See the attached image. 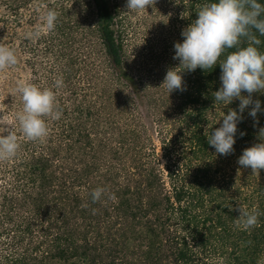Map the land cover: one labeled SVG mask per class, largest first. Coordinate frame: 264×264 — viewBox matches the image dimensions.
I'll list each match as a JSON object with an SVG mask.
<instances>
[{
    "label": "trees",
    "instance_id": "trees-1",
    "mask_svg": "<svg viewBox=\"0 0 264 264\" xmlns=\"http://www.w3.org/2000/svg\"><path fill=\"white\" fill-rule=\"evenodd\" d=\"M43 1L58 13L55 28L19 44L13 29L4 41L17 64L0 72V117L19 147L0 161V264H264V170L237 163L259 142L264 91L252 97L261 112L254 120L245 109L234 152L223 156L204 130L239 112V100L212 97L219 63L237 47L206 72L183 73L184 91L161 87L179 66L182 30L218 0H153L132 12L127 0ZM27 2L8 1L17 20ZM5 34L0 25V41ZM20 82L56 94L62 115L45 117L41 140H28L15 118ZM96 188L105 192L93 203ZM237 205L256 210V227L237 226Z\"/></svg>",
    "mask_w": 264,
    "mask_h": 264
},
{
    "label": "clouds",
    "instance_id": "clouds-1",
    "mask_svg": "<svg viewBox=\"0 0 264 264\" xmlns=\"http://www.w3.org/2000/svg\"><path fill=\"white\" fill-rule=\"evenodd\" d=\"M152 3L153 0H127L126 7L129 12L142 11ZM196 15L197 19L182 30L183 43L176 42L174 45L173 59L180 62L179 66L167 70L161 87L169 93L184 91L183 73L194 72L198 68L206 72L217 65L226 49L237 47V51L220 61L221 87L212 93V97L215 104L222 102L229 105L239 100V112L229 109L222 118L221 127L211 133L209 126L204 130L208 144L216 153L228 156L234 152L238 123L242 121L245 109L252 106L249 115L254 120L262 110L261 102L252 97L254 93L264 91V53L255 46L261 43L255 33L264 36V18H261L264 5L258 0H218L201 5ZM184 18L185 13H182L181 19ZM57 19V11L49 9L41 16L43 23L34 32L28 33V37L39 38L42 33L53 30ZM6 39L7 36L0 41V72L17 64L14 51L4 43ZM243 42L247 46L239 47ZM62 83V80H57L55 87H61ZM15 91L22 101L21 110L15 114L21 132L31 141L45 138L48 135L45 117L58 120L62 115L56 107V94L51 89H41L24 82H20ZM242 93H247V96ZM7 121L6 114L0 117V161L14 158L19 147L15 129ZM243 135L245 133H241ZM257 140L258 143L243 150L237 161L240 168L251 169V175H260L264 170V128L259 129ZM104 192V188L94 189L91 193L93 203L98 202ZM235 211L239 212V217L235 219L237 226L244 230L257 226L255 209L249 211L245 206L237 205Z\"/></svg>",
    "mask_w": 264,
    "mask_h": 264
},
{
    "label": "rangeland",
    "instance_id": "rangeland-1",
    "mask_svg": "<svg viewBox=\"0 0 264 264\" xmlns=\"http://www.w3.org/2000/svg\"><path fill=\"white\" fill-rule=\"evenodd\" d=\"M0 3V18L2 25L6 29L5 40L7 43L12 38V30H17L16 40L19 44L20 41H25L28 37V33L34 32L38 25H41L43 22L41 20V16L45 14L47 11V7L43 6L46 4L43 0H29L26 5H22L21 12L18 16V20L16 17L11 14L8 7L9 0H1ZM55 1V0H49Z\"/></svg>",
    "mask_w": 264,
    "mask_h": 264
}]
</instances>
